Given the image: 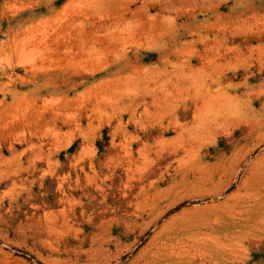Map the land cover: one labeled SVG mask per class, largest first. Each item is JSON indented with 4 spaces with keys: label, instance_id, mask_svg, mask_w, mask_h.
Wrapping results in <instances>:
<instances>
[{
    "label": "rangeland",
    "instance_id": "374dc122",
    "mask_svg": "<svg viewBox=\"0 0 264 264\" xmlns=\"http://www.w3.org/2000/svg\"><path fill=\"white\" fill-rule=\"evenodd\" d=\"M0 264H264V0H0Z\"/></svg>",
    "mask_w": 264,
    "mask_h": 264
}]
</instances>
